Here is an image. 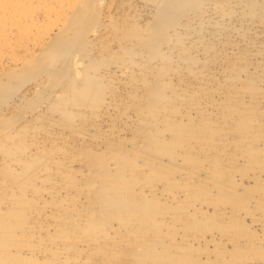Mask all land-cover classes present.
<instances>
[{"label": "bare ground", "instance_id": "1", "mask_svg": "<svg viewBox=\"0 0 264 264\" xmlns=\"http://www.w3.org/2000/svg\"><path fill=\"white\" fill-rule=\"evenodd\" d=\"M111 1L112 0H0V79L4 76L3 74L8 69H14L17 67L19 69L25 68L37 62L40 63L42 66L44 65L48 68L50 67V70H53L52 65L56 67V63L60 61L62 67H59L60 68L59 71L57 70V68L55 69L57 71L56 75L58 76L64 75L63 78H65L66 80L63 83L62 93L61 95L59 94L60 96H58L60 99L57 101L58 103L55 106V108L61 107L58 109H60L65 116L67 115V117L72 118L73 115L76 113V111H74L76 102L74 101L75 103L73 105L72 104L73 99L79 100L80 97L78 98V96H80V94L83 95L82 97H84V99L85 97L86 98L89 97L90 92L94 90L97 91L98 89H100L101 84H99V88L94 89L95 87L94 83L97 80L100 81L99 78L101 76L106 75L103 74V71L102 73L100 72L99 70L100 68L95 69L97 64L96 65L94 64L95 68L92 67L93 68L92 69L90 67L91 69H89V67L85 65L87 61L85 56L82 57L83 55H79V51L82 53L84 49L83 46H82L83 49H81L82 48L81 45L83 42L80 43L81 41L79 40H81V36L89 32V30L83 31L81 29V25L87 21L89 14L91 16L92 14L91 11H93L92 8L94 6L103 4L105 5V8L106 7L108 8ZM150 1L154 2V4L157 7L156 8L154 6L156 8L154 9L156 12L153 15L154 19L152 23L150 25L146 23V27L145 26L142 27L143 29L145 28L144 29L145 31L140 29L141 31H143L142 33L140 32V34H135L133 30L131 31V29L130 31L127 30V32H129L128 34L131 33L134 34V35L133 34L130 35V36L133 35L134 39L136 35V39L134 41L129 39L131 37L127 36L128 34L126 32V29H125L126 36L124 35L125 37L124 36L121 37L123 38V41L124 38L125 40L127 39L126 41L129 42L132 41L129 45L127 44L126 41H124L126 42L125 45L127 44V47L124 45L123 47H125L126 49L125 51L122 50L123 52L129 51L128 52L129 55L132 54L133 51L134 53L137 51V49H135V47L137 46L139 47L142 44H144V46L143 45L142 46L145 48L148 46L147 44H149L150 46V48L147 47V49H149L148 52L146 50H143L142 46L139 47L141 48L140 51L142 50L148 53L147 56L146 55H145L146 57L144 55L142 56L139 53L141 60L135 58L136 61H134L133 59L128 64H130V66L132 63L135 64L136 65L135 67L136 68L138 67L139 71L141 69L148 70V72H151L150 74L151 75L153 74L155 78L150 80V78L152 77H150L149 75L150 77L148 78V81L150 82L149 83L148 81H146L147 80L145 79L146 77L144 78L141 75L143 74L144 76H147L146 75L147 73L144 74L143 72H141L142 71L141 70L140 71L141 73L139 72L140 74H138L137 76L138 79H140V77L142 79L140 84L141 83L145 84L146 82H148V84H151V86L148 87L147 85H145L147 89L149 88L147 93L145 92L146 90L143 91L145 92L144 94H146L147 96L143 97L145 96L143 93L141 99L137 96L136 91L139 90V89L137 90V86L139 85V83H136L138 84L137 86L134 84V86H131V89L128 90L130 91L129 92L130 99L129 100L127 99L129 102H131L130 103L131 105L132 102L137 101L139 103L137 104L138 107L140 104L142 105V103L146 101L142 106L144 107L145 110L147 107L148 115L149 116L151 115L152 117L150 120L151 121L150 124L149 122L150 117H148V115L146 114V116L149 118L148 122L150 124L149 125L148 123H146L148 125L147 127L151 126L147 128V130L145 131V134H147V136L150 133L149 134L150 136H148L149 148L147 146V148L150 149L149 153L146 152L145 150V153L147 154L144 155V153H142L138 158L135 156V155H139L140 152L138 151L137 154H135L136 152L133 151L131 155H129L130 153L129 154L123 153V151L119 152L118 154H116V152L110 154L111 157L109 155L108 158L109 159L111 158L110 160L112 161L106 163L108 165L111 164V166H109L108 169H106V167L103 168L104 166L101 163H99L98 167L100 169L98 171H95L96 174L94 176L95 178L94 177L90 178V181L87 180V182H89L88 184L90 187L93 184L99 185L98 188L96 187L97 192H95L97 193V197L90 199L88 196L90 195L88 188L84 184L83 185L78 184L77 182L79 181L75 182L73 178L74 175L71 176V173L69 175L64 172V168L67 169L65 162L68 161L65 160V157L63 159L62 155H64L66 151L68 152V150L65 149V147L72 144V142H70V139L66 140L67 137H65L64 139L61 137L63 139V142L61 144L57 143L58 145H55L53 139H55V137L58 138V136H54L55 134L51 133L50 131H49L50 135L46 133V135L37 137L36 132L34 133L33 130L34 134L31 132L33 134V137L32 135L30 136V134L28 136L27 133H29V131L27 130L26 125L30 117L27 118L28 120L26 119L24 120V122L19 123V125L17 124L16 126L12 127L9 131L6 130V132H2L0 130L2 132L0 133V154H1L0 167H2L4 169L3 171L7 173L11 172L12 174V171L14 172L12 174L13 175L12 179L14 180H8L0 175V264H113L115 263V261L112 262L113 259L116 258V256L118 255L116 249L120 247L124 249L129 248L131 250L130 253L132 254V258H133L132 260H135V264H163L162 262L164 261L162 262L159 261L160 258L162 257H167V258L169 257L172 261H177L178 264H180L181 262H182L181 264L183 263L190 264V262L191 264L193 263L194 264H264V247L262 246L264 244V182L262 183L263 184L262 186H260L261 184L259 183L262 180L261 175H264V167H262L264 166V108L261 107L262 106L261 104L260 105L258 104V102L264 101V85L263 87L259 85V82L260 83H264V82L262 81V78L258 76V78L256 79L258 81L253 80L252 78L249 77L248 79L246 78V80L248 81H246L247 83H245V79H241L243 77L239 76L240 80H244L243 86H241L240 89L239 88L234 89L233 83L239 81V78L236 75V73L238 72L237 70L239 69L237 70L235 69V71H237L235 73L234 72L235 67L233 68L231 66V70L230 69H228L229 71L226 70L227 71L226 73L224 71L223 72L221 71L222 73H218V74H221L222 76V74L225 73V75L223 76L224 77L223 79H225V81L224 80L222 81L225 83L228 78L229 85L228 84L227 85L228 86L232 85L231 88L233 89L230 88L231 91L223 89L224 91H222L218 87L219 89L217 90L216 89L214 90V88H213L214 91L209 90L211 93L214 92L212 94H215V96H217L219 99L222 98L221 100L223 104L220 105L219 109L218 107L216 108L217 105L219 106V104H216L217 103L215 101L216 99L212 100V98H217V97H212L209 91L206 92L210 93L211 95L210 98L209 97L206 98L205 96H207V93L205 95L204 92L205 90H202L204 92V96H202V99H200L199 97L201 96L197 95L196 91L194 93V89H197L195 87L198 85L195 86L193 81H195V79L196 81L197 80L199 81V79H201V81L210 82V80L206 77L208 74L205 75L207 72L206 69H208L205 68V64L207 61L206 60L204 61V58L200 59L199 57L193 55L195 54L193 52H198V50H190L192 48L189 49V47L192 46L198 47V45L196 44L200 42L199 43L200 45L204 41V39L202 40L203 38L202 36H204L206 32L210 33V31L212 30L209 29V31H206L205 33H202L200 31L201 34L203 35H200L198 37L201 38L195 37L196 39L194 38L192 39L191 36L193 35L195 36L196 34H198L196 30L194 31L195 27L191 26L193 28L191 30L188 29L189 24L187 26L184 24L185 28L183 27L184 28V29L182 28L183 30L178 29L179 26H183V23L187 24V22H182V24H180L182 18L181 19L179 18L180 20L179 21L178 20L179 16L177 14H181V13L186 14L185 11L187 10V6L192 4L191 0H190L191 4L187 3L188 0H150ZM201 1L204 2V0ZM201 1L193 0V3L195 2L197 3ZM256 1L257 0H245V2L241 1L242 2L241 5H242V9L244 10V13L248 12L246 18L244 17L245 21L243 22H245L244 24L249 25V27H252L251 25L254 24L256 25L257 22L256 21L254 22L253 20L254 17L257 20H259V18L261 19L264 18V4L260 5L262 3H258L259 6L257 7ZM209 2H211V0ZM230 3L232 4V1ZM235 3L236 2H234L232 5L235 6ZM207 4L209 5V3ZM239 4L236 3V5ZM234 6L232 7L235 9ZM212 7H210L211 9L209 7L206 8L207 10L210 9V12L212 10V12L214 13L213 10L215 9L214 8L212 9ZM216 8L218 9V7ZM242 9L241 11H243ZM218 10L219 11L215 10L214 14H217L215 16L216 17L218 16L219 19H221L220 17H223L226 14L229 15V12L231 13L232 9L231 6H227L226 8H223L221 10L218 9ZM201 11L203 12V14H206V12H204L202 9ZM233 12L236 13L237 10ZM235 13L231 15L233 16ZM240 14L241 13H239V15L237 14L238 17L240 16ZM198 15L201 14L199 13ZM210 15H208L206 18H208ZM129 16L130 19L134 17L132 16L131 18V15ZM235 17L237 16L234 15V18ZM196 18L201 19L203 18V16L201 15V17L198 16ZM206 18H204L203 21H205ZM229 18H231L230 15L227 17L228 20L224 19L223 17L222 21L224 20L229 21ZM102 19H100V21L101 23L103 21V23L100 27H98V29L90 30L92 31V33L94 32L93 35H95V37L96 36L100 37L98 38L99 41H101L98 45L99 47V49H97L98 51L103 49L104 46L106 45V44H102L104 41L103 39L106 38L105 36H107L108 34H110V32H112V34L114 33L113 35L117 36L118 38L119 36L115 35V33L117 32L116 30L121 29V27L119 28L118 24L117 25L114 24L113 16L111 15V13L105 11L102 15ZM135 19L136 16L134 17V19H132V21ZM261 19L259 20L260 22ZM199 21L202 22L201 20ZM207 21L209 22V20ZM222 21L220 20L221 24ZM208 22L205 23L211 25V23ZM196 23L194 24L192 23V24L195 25ZM242 23L236 26H239L240 28V25H242ZM218 24L217 26L220 27ZM228 24H230V22ZM261 24H263L264 26V23L261 22ZM217 26L215 27L212 26V27L217 29L216 28ZM244 28L246 27L244 26ZM231 29L232 28L229 27L228 32ZM241 29L242 28H240L241 32L240 31H239L240 33L238 32L239 36H241L240 34L243 32ZM255 29L256 28H254V30ZM135 30L137 32L139 31L137 29H134V31ZM221 30L222 27L217 29L218 32H221ZM260 30L258 29L259 32H261ZM192 31L196 32V34H193ZM215 31L212 32L214 36L217 37L218 32H216L215 34ZM222 31L225 32V30ZM233 31L234 29H232L231 32ZM234 32L237 35L236 33L237 31ZM123 34L124 33L122 32V35ZM220 36L221 34L219 35V37ZM90 37L93 38V36ZM90 37H86L85 38L86 42L84 41V43L87 42L89 43L91 40L89 39L90 41H88L87 38ZM205 37L207 43L208 41L209 43L210 42L211 43L207 44L206 42H204L203 43L204 45H202L203 47L200 45L202 50L204 51L202 55L203 54L207 55V52L210 51L211 53V51L213 50V49L211 50L210 47L207 46L213 43L212 40L211 41L208 40L209 39L208 37H212V36L206 35ZM183 39H186V42L189 41L190 42L189 45L183 43L184 42ZM191 39L194 41H192ZM252 39L253 38H251L250 40ZM93 41L94 40H92V43ZM250 42L252 41H249L248 44H251ZM119 43H121V41ZM83 45L85 46V44ZM89 45L91 46V43ZM216 49H215L216 52L214 50L212 51L213 55H215L216 57L217 55H223V51H217ZM219 50H222V48L220 47ZM200 51L201 50H199V52ZM175 52H177V54H175ZM247 52H245L246 55L244 56H247ZM231 53H235V51L234 52L231 51ZM240 53L242 52L240 51ZM250 53H252V51ZM250 53L249 56L251 57L253 53L252 54ZM139 54L137 55L138 57ZM212 54L210 55V57L211 56L213 57ZM239 55L242 56V54ZM176 57H178V60H180V62L177 61ZM124 58L126 59L128 57H124ZM157 58L159 59L157 60ZM196 58L200 59L199 61L200 64L196 62L199 60ZM201 60H203L202 62L204 63H202ZM244 60H247V58H245ZM258 61L260 60H257V63L254 64L258 65ZM215 63L217 62H214L213 64ZM244 63L246 64L247 62ZM244 63L242 64L243 66ZM128 64L126 65L128 66ZM235 64H236L235 65L236 68H239L237 67V65L239 64H237V62ZM121 65L120 64L116 65L115 69L117 68V70L125 74L131 71L132 73L135 72V70L133 71L132 69H130L131 70L130 71L129 69L125 68L124 63ZM232 65L234 66V63ZM261 67L259 68L261 69ZM245 68L246 66L243 69L245 70ZM220 69H223V67ZM209 70L210 67L208 71ZM212 70L213 69H211V71ZM259 70L256 72L258 73ZM256 72L255 75L252 76L256 77ZM132 73L128 74V77L130 78V80L128 79V83H131L130 81L137 82L136 81L137 78L135 79L136 76L133 77ZM248 74L247 77L252 73L249 75ZM259 75H261V73ZM225 76L227 78H225ZM173 77H175L176 79ZM123 78L122 80H127ZM172 78L177 81L175 84L176 86L172 84L173 83V81H171ZM202 78L205 79L203 80ZM209 78H211V75ZM215 79L217 78H213L214 81ZM79 80H81V82H79ZM218 80L219 78L217 79L218 83L216 84L214 83L216 86L220 85ZM77 81L79 82V84L76 83ZM196 81L195 83H197ZM222 81L220 83H222ZM38 83L39 85L40 84L42 85V82L41 83L38 82ZM125 84H127V82H125ZM125 84H123L124 87L126 86ZM203 85L204 84L199 86L202 87ZM213 85L210 84L208 88L212 87ZM106 86L109 87L110 84ZM167 86L168 87L170 86L169 89ZM134 87L136 88V91ZM165 87H167L166 89H168L167 92L164 91ZM122 90L123 89H121V91ZM126 90L127 89H125L124 91ZM74 91H76V93ZM202 91L199 92L202 93ZM98 92L100 91L98 90ZM101 93H97L100 95V98L97 95L98 96L97 99L98 98L101 99ZM137 93L141 94L140 91ZM192 93H194V95L196 94L199 97H197L196 99V96H193ZM127 94H125L124 96H127ZM185 96H187V98ZM191 96H193L192 98L194 97L195 98L194 99L189 98L190 100H188V97ZM246 97L248 98L247 102L244 101L245 100L244 98ZM108 98L106 102L109 100ZM115 98L117 99V97ZM134 99L136 100L133 101ZM175 99L176 101L178 100L179 101L175 102ZM195 99L197 100V102L194 101ZM111 100L113 101L114 97ZM198 100L200 102H198ZM104 101L102 100V102ZM68 102H70L69 104H71L74 107L73 109L67 107L69 105V104L67 105ZM79 102L81 103V100ZM137 102L134 103L135 104L134 106H137L136 105ZM111 103L107 105L112 106ZM116 103H114L113 104L114 106L112 107V108L115 107L114 108L115 110L117 108L116 107L117 105L115 106ZM65 104L67 106H64ZM128 104H126L127 107L128 106L131 107ZM125 106L124 109L126 111ZM106 109L109 115L110 111L108 110L107 107ZM137 109H136V113L138 112ZM78 110L80 109L78 108ZM177 110H179V115L176 114ZM125 111H123V114ZM193 112L196 115L198 114L199 118H201L200 121L199 119L197 121L193 120L192 118L194 116ZM202 112L206 114L205 116V114L203 113L204 114L203 116L205 117H201L200 114H202ZM1 113H3V111ZM113 113L115 112L113 111ZM144 113L147 112H143L142 117L144 116ZM174 114L175 116H177L176 117L177 119L175 118ZM208 115L209 117L210 116L211 117L208 118ZM139 116H140L139 119L137 118L138 121L141 120L140 119L141 115L139 114ZM173 116L174 118H172ZM178 116L180 117L178 118ZM215 116H217V119L215 118ZM213 117L217 120V122L215 119H213V122L214 120L215 122L210 123L212 121L211 118ZM183 118H185V120H183ZM82 119L83 118H81V121ZM146 119L144 116V119H142L143 122ZM33 120L34 119H32L31 122H33ZM39 121H40V117H39ZM9 123L11 124V122ZM146 124L144 123L143 125ZM109 130L113 131L111 130V128H109ZM166 130L167 132L169 131L170 133L168 136L164 132ZM147 131L148 133H146ZM51 134L54 136V138L53 136L50 137ZM143 135L144 134H142L141 140L143 139V137H146ZM183 135L185 137H183V140H181L182 142H184L187 135H188L187 137L190 138V139L188 138L190 141L183 143L184 145L187 144L188 142H193L198 144L197 148L196 147L194 148V145L190 147V145H192L193 143L190 145L188 143L187 145H185V149L186 146H189V148H191L190 150L193 151L197 150L201 152V150H203L201 152L203 155L200 152H197L198 156L199 153L201 154V159L202 156H204L203 160L204 158L205 160H207L204 154L207 152L208 148L210 150H214L213 153H215V155L216 152L219 153L220 158L215 156L216 158L214 159L213 158L214 155L210 156L208 153H206L208 154L207 157L208 158L212 157L210 158V160L214 159V161L213 160L210 161L208 159L207 160L208 162L207 161L206 163L203 162L205 164V168H204L203 163L200 165L197 164L196 160L199 159L197 158L194 159L196 156L192 157L193 154L191 155V157L196 162L193 161L192 159H191L192 161L189 160L190 159L189 156L187 157V155H184V157L189 158L188 160L191 163L189 162L188 163L189 165H187L186 168H182V169L179 168L176 171L177 173H175L172 176L170 175L167 176V174L165 173V176L163 178L164 180L162 179L161 182H158L159 184L154 180L137 181V179L140 177L142 178V176L144 179L146 178L147 175L150 174L153 175L157 171L158 173L161 172L162 169L160 168V165L161 163L164 162L159 163L160 160L159 157H161L162 154L165 155V157L166 155H170L171 158H173L172 154L175 153L176 151L170 154L169 148L173 146L172 144H174V147H178L180 145L177 144L178 146H175V142L171 140L174 139L176 143L177 142L179 143L180 141L179 136L182 139ZM169 137L170 138L172 137L171 140ZM29 138L35 139V140L30 139L32 143L35 141V145H32V147L34 146L33 149H27V146H30V144L29 145L27 144V140ZM168 138L170 142L173 143L168 144L169 142L168 143L166 142ZM25 139L27 140L24 141ZM145 140H147V137L145 138ZM164 142H166L169 146L170 145L172 146L164 149L165 145L162 146ZM181 148L179 147L180 150ZM179 149L177 148L178 152L180 151ZM182 149L184 151L183 150L181 151H183L184 153L181 152V154H185L187 150L185 151L184 148ZM204 151L206 152L204 153ZM133 153L135 155H132ZM181 154H179V156ZM66 155L69 154L67 153ZM106 155H107L106 153L105 155L103 154L102 159L104 158L106 159L107 157ZM69 156H73V155H69ZM69 156H67L68 157L67 159H69ZM239 159L241 161L243 160L245 163L243 164L242 168H237L233 164L234 163L233 161L236 160L238 161ZM136 160H138L137 162H139L140 160L142 163H144L142 171L141 168H139L140 165H138ZM252 165L258 166V168H253ZM96 166L97 165H95V168ZM197 169L203 171L205 170L203 172L206 173V175L204 174L205 177L203 176V178L205 179H200V177H198L197 174H195L194 170ZM2 177L5 178L6 180L3 179ZM245 177L252 179L251 181H254V184H256V186L258 185L256 188L262 190L257 191L258 194L257 193L247 194L248 196L250 195L249 197L240 194L238 191H237L238 194L233 195L232 193L234 190L233 188L234 186H236L234 185V183L241 184V186L243 185L246 187L248 186V188H250L249 185H246V183L242 185L243 182L239 181L240 179H243ZM247 178H245L246 181ZM175 180L181 182V184L184 185V188L181 189L179 187L180 189L178 191L171 192L173 191V189L170 185L175 183L174 182ZM138 182L141 183L138 184ZM188 185L189 188H187ZM237 187H239V185H237ZM177 188L178 187H176V189ZM206 191L209 193H212L213 191H218L220 192V196L222 195V198L220 199L219 197L216 198L215 202H213L212 200L213 204H211L212 203L211 202L210 203L211 206L209 203H207L208 201L206 200H205L206 204H204L202 201L199 200L197 201L196 198L199 195H203L202 193L204 192L206 193ZM226 191L231 192L229 194L230 197L224 194V192ZM179 195H184L185 197L183 196V199H181L182 197L180 198ZM213 195H215V192L214 194H212V196ZM154 201L163 202L168 206V208L166 209L164 208L163 211L154 210L155 208L153 207ZM247 204L249 206H247ZM245 216L249 218V221L251 223H255V225H258L260 227L259 232L252 230L250 226L245 223V221L243 220L245 219ZM182 217L184 218L186 217L185 221L188 224L187 223L185 224L183 220V225L179 226L178 228L175 225H178V222L182 220ZM214 219L215 221L216 219H220L219 224L217 222L216 226L210 228H207L206 227L207 225H205L206 228L204 227L201 231H199V233L197 232L198 230L197 231L195 230L197 226L196 224H199L206 220L213 221ZM189 230H193V231L195 230L196 232ZM227 245H229L231 248L226 250L225 246ZM247 246H249L250 248H248ZM209 247H211V249H209ZM243 247L245 248V250L243 249ZM198 249H201L202 251H199ZM165 260L171 261L168 259Z\"/></svg>", "mask_w": 264, "mask_h": 264}, {"label": "rangeland", "instance_id": "2", "mask_svg": "<svg viewBox=\"0 0 264 264\" xmlns=\"http://www.w3.org/2000/svg\"><path fill=\"white\" fill-rule=\"evenodd\" d=\"M192 1V4H191V2H190V0H188V2L187 3H189V4H191V5H188L187 6V10L185 11L186 12V14L185 13H181V14H177L179 17H178V20H179V18L181 19V21H180V24H182V22H187V24L186 23H183V26H179L178 27V29L180 30H183L185 27H184V24L187 26L188 24H189V26H188V29H193L192 27H195L194 28V31L196 30L197 31V33L199 34H196V32H194V31H192L193 32V34H196L195 36L193 35V36H191V38L193 39H196L195 37H198V36H200V35H203V34H201V32L202 33H205L206 31H209V29H211L213 32L215 31V34H216V32H218V31H220V30H218L217 31V29L218 28H221L222 27V30H225V32L224 31H222L221 30V32H218V34H217V37L216 36H214V34H213V32L212 31H210V33L209 32H206L205 34H204V36H202L203 38H202V40L204 39V41L200 44L201 46L202 45H204L203 43L204 42H206L207 43V41H206V35H211L212 37H208L209 39L208 40H212V44L211 45H207L208 43H209V41H208V43L206 44L207 46H209L210 47V49L212 50H214L215 51V49L216 48H218V49H216L217 51H223V55H217V57H218V59H217V57L215 56V55H213L212 53V51H211V53H210V51L209 52H207V55H202V53H204V51L202 50V48H201V46L199 45V43L198 44H196V45H198V47L197 46H192V47H189V49L190 48H192V49H190V50H198V52H193V53H195V54H193V55H195L196 57H199L200 59H203L204 58V61L206 60L207 62H206V64H205V68H208L209 69V67H210V70L209 71H211V69H213L211 72H209L208 71V69H206V74L205 75H207L206 77L210 80V82H204V81H201V79H199V78H197V79H199V81L197 80L196 81V79H195V81L198 83V82H200V83H195V81H193L194 82V84H195V86L196 85H202V84H204L202 87H198V86H196L195 88H197V89H194V93H195V91H196V94L197 95H200L201 97H199V96H197L196 94L194 95V93H192L193 94V96H196V99H197V97H199L200 99H202V96H204V92H205V95H206V91H214L215 89L217 90V89H219L220 88V90H222V91H224L223 89H225V90H228V91H231V89H237V88H239L240 89V87L241 86H243V83H244V80H240V78H239V76L241 77H243V78H241V79H245V83H247L246 81H248V80H246V78L248 79L249 77L250 78H252L253 80H256L257 78H258V76L260 77V78H262V81L264 82V46H262V45H264V26H263V24H261V22L262 23H264V18L263 19H261V18H259V20L261 19V22L259 21V20H257L255 17L253 18V20H254V22L256 21L257 23H256V25L254 24V23H252V24H254V25H251L252 27H249V25H247V24H244L245 22H243V21H245L244 20V17L246 18V16L248 15L247 13L248 12H246V13H244V10L242 9V2H245V0H211V2H209L210 0H208V2H207V0L205 1L204 0V2H202L201 0V2H195V3H193V0H191ZM196 1V0H195ZM218 2V4H217V2ZM226 1V2H225ZM232 1V4L234 3V2H236L237 4H239V5H236V3H235V6L234 5H232L230 2ZM242 1V2H241ZM206 2V3H205ZM229 2V3H228ZM257 2V7L259 6V4L258 3H262V4H260V5H263L264 3V1H262V0H260V1H256ZM207 3H209V5L207 4ZM211 3H213V4H211ZM222 3V4H221ZM104 4H105V2H104ZM196 4V5H195ZM198 4V5H197ZM201 6H200V5ZM204 6H203V5ZM206 4V5H205ZM221 6H220V5ZM227 4V5H226ZM102 5V6H101ZM101 5H96V6H94L93 8H92V10L93 11H91V16H90V14H89V16H88V18H87V21L84 23V24H82L81 25V29L83 30V31H88L89 30V34L87 33V34H85V35H83V36H81V40H79V41H81L80 43H82V45H81V47L83 46L84 47V49H83V47L81 48V49H83V51H85V52H83L82 50V53L79 51V55H83L82 57H84L85 56V58H86V60L88 61H86V63H85V65L87 66V67H89V69H91L92 67H94L95 68V65L97 64V66H96V68L95 69H99L100 70V72L102 73V71H103V74H106V75H104V76H101L99 79H100V81L99 80H97L98 82H100V83H98L97 81L94 83L95 84V87H94V89H96V88H99V84H101V86H100V89H98L100 92H98V90L97 91H95L96 92V94H95V92L94 91H92V92H90V96L89 97H85V99H84V97H82L83 95L82 94H80V96H78V98H79V100L78 99H73V102H72V104L74 105V103H75V108L71 105V104H69L70 102H68L67 103V105L65 104L64 106H67V107H69V108H74V111H76V113L73 115V119L72 118H70V117H67V115L65 116L64 115V113H62V111L60 110V109H58V108H61V107H56L55 108V106L57 105V101L60 99L58 96H60L61 95V93H62V86H63V83L65 82V78H63V76H58V75H56L57 74V71L55 70L56 68H57V70L59 71L60 70V68L59 67H62V65H61V62L59 63V62H57L56 63V67L54 66V65H52V69L53 70H50V67L48 68V67H46V66H42L40 63H37V62H35V63H33V64H31L30 66H27V67H25V68H14V69H8L3 75V77L0 79V114H2V115H0V130L2 131V132H6V130L7 131H9L12 127H14V126H16L17 124L19 125V123H21V122H24V120H26L27 118H29L30 117V119L32 118V119H34L33 120V122H31L32 121V119L30 120H28V122H27V130L29 131V133H27V135L29 136V134H30V136L32 135V137H33V134L36 132V135H37V137H39V136H42V135H46V133L47 134H49V131L51 132V133H53V134H55L54 136H58V138L57 137H55V139H53L54 138V136L51 134V136L50 137H52L53 136V142H54V144L55 145H58V144H61L62 142H63V139L65 138V137H67V139L66 140H69L70 139V142H72V144H70L69 146H67V147H65V149H67L68 150V152L66 151L65 153L67 154H69V155H73V156H69V155H66L65 153H64V155H62V157H63V159H64V157H65V160H67L68 162H65L66 163V167H67V169H69V170H67L66 168H64V172L65 173H67V174H69L70 175V173H71V176L72 175H74L73 176V178H74V181L75 182H77V181H79V182H77L78 184H84L87 188H88V190H89V194L91 195H88L89 196V198L90 199H93V198H95V197H97V193H95V192H97V188L99 187V185L98 184H93L91 187L89 186V182H87V180L88 181H90V178H93L96 174H95V171H98L100 168L98 167V165H99V163H101L104 167L103 168H105L106 167V169H108V167L109 166H111V164H107L106 162H109V161H112V160H110L109 158H108V156L110 155V154H112V153H115L116 152V154H118L119 152H122L123 151V153H126V154H129V155H131V153L133 152V151H135L136 153L135 154H137L138 152H140L139 153V155H135L134 153L132 154V155H135L137 158L142 154V153H144V155H146L147 153H145V150H146V152H148L149 153V151H150V149H148L149 148V137L148 136H150L149 134H148V136H147V134H145V131L147 130V128H149V127H151V126H149V127H147L148 125L146 124V123H148L149 124V122H150V124H151V115L149 116L148 115V111H147V107H146V110L144 109V107L142 106V105H144V103L146 102L145 100V102H143L142 103V105L140 106L139 105V107H138V105L137 104H139L137 101H135L136 99H138V98H136V99H134L133 101H135V102H137L136 103V105L137 106H134L135 104V102H132V105L130 104L131 102H129L128 100L130 99V91H128L129 89H131V86H134V84L137 86L138 84H136V83H139V85L137 86V90L138 91H136V86L134 87L135 88V91H136V94H137V96L141 99L142 97L141 96H143V94L146 92L147 93V91H148V89H147V87L148 86H151V84H148V78H150V77H152V78H150V80L151 79H153V78H155L154 76H153V74L151 75L150 73L151 72H148V70H144V69H141V68H139V69H141L140 71L141 72H143L144 74L145 73H147L146 75L148 76H144L143 74H141L145 79H147L146 81H148V82H146L145 84H143V83H141L140 84V82H141V75L139 76L140 77V79H138V74H140L141 72L138 70V67L136 68L135 66V64H131V66H130V64H128V63H130V61L131 60H133L134 59V61H136V59L138 58V60H141V58H140V54L143 56H147V52H148V50L149 49H147V47H149L150 48V46H149V44H147L146 46V48L145 47H143L144 46V44H142V45H140L139 47H141L142 46V49L143 50H146L145 52L144 51H140V49L141 48H139L138 46L137 47H135V49H137V51L134 53V51L132 52V54H128V52L129 51H127V52H123V51H125V47H123L124 45H125V43L127 42V44L129 45L132 41H134L135 39H136V35H135V39H134V37H133V33H131V34H133L132 36H130L131 34H128L129 32H127V30L128 31H130V29H131V31L133 30V32L135 33V34H140V32L142 33L143 31H145L142 27H146V23L148 24V25H150L151 23H152V21H153V19H154V13L156 12L154 9H156L157 7H156V5L154 4V2H152V1H150V0H112L111 1V3H110V5H109V7L107 8H105V5H103V4H101ZM218 5V6H217ZM225 7H224V6ZM153 6V7H152ZM156 8H155V7ZM212 6H214V7H212ZM218 7V9H223V8H226L227 6H231V9L233 10V11H236L237 10V12L235 13V12H233L232 10H231V13L229 12V15H230V17L232 18V20H231V18H229V21H226V20H228L227 19V17L229 16L228 14H224L225 16H223L224 17V19H226V20H224V21H222V18L223 17H220L221 19H219V17L217 16H215V15H217V14H214L215 13V10L216 11H219L216 7ZM232 6H234L235 7V9L232 7ZM237 6V7H236ZM256 6H255V8H256ZM97 9H96V8ZM197 7V8H196ZM204 7H205V9H204ZM209 7H212V9L214 8L215 10H213L214 11V13L212 12V10H211V12H210V9H208L207 10V8ZM238 7H240L243 11H241V9L240 8H238ZM95 8V9H94ZM200 8V9H199ZM201 9L204 11V12H206V14H207V12L209 11L210 12V14H209V12H208V14L206 15V14H203V12L201 11ZM201 12H200V11ZM207 10V11H206ZM105 11H107V12H109V13H111V15L113 16V22H114V24H118V26H119V28L121 27V29L118 31V30H116L117 32L115 33V35H118L119 37V39L117 38V36H114L113 34H112V32H110V34H108L107 36H105L106 38L105 39H103L104 41H103V43L102 44H106L105 46L104 45H102V46H104V48L103 49H101L100 51L102 52H100V51H98L97 49H99V47H98V45H99V43L101 42V41H99V39L98 38H100V37H98V36H96L97 37V39H96V37H95V35H93V33H92V31H90V30H92V29H98V27H100L101 25H102V23H103V21H102V23H101V21H100V19H102V15H103V13L105 12ZM240 11V12H239ZM192 12H193V14H192ZM235 13L234 15L235 16H237V17H235L234 18V15L232 16L231 14H233V13ZM243 12V13H242ZM138 13V14H137ZM195 13V14H194ZM201 14L202 16H203V18H201V19H198V18H196V17H198V16H200L201 17V15H198V14ZM239 13H241L240 14V16L238 17V15H239ZM213 14H214V16H213ZM238 14V15H237ZM129 15H131V18H132V16H136V19L135 20H133L132 21V19H134V17L132 18V19H130V16ZM180 15H183V16H180ZM189 15V16H188ZM206 15V16H205ZM208 15H210L208 18H211V19H208V18H206ZM205 16V17H204ZM184 17V18H183ZM226 17V18H225ZM240 17H241V19H240ZM243 17V18H242ZM128 18V19H127ZM188 18V19H187ZM204 18H206V20L205 21H203L204 20ZM212 18H213V20H212ZM216 18V19H215ZM198 19V20H197ZM238 21H236V20ZM103 20V19H102ZM196 20V21H195ZM199 20H201L202 22H200ZM207 20H209V22L211 23V25L212 26H217V24L218 23H220V20L222 21V24L220 23V24H218L220 27H216L217 29H215L214 27H212L211 25H209V24H206L208 21ZM215 20V21H214ZM219 20V21H218ZM236 21V23H235V21ZM252 20V21H253ZM135 21V22H134ZM190 21H192V22H190ZM195 21V22H194ZM226 21V22H225ZM231 21H232V23H231ZM233 21H234V23H233ZM239 21H240V23H239ZM258 21H259V23H258ZM197 22V23H196ZM199 22H200V24H199ZM206 22V23H205ZM208 22V23H209ZM212 22H213V24H212ZM225 22V23H224ZM230 22V24H228ZM243 22V23H242ZM132 23V24H131ZM194 23H196L195 25H193ZM201 23H202V25H201ZM205 23V24H204ZM214 23H216V24H214ZM242 23V25H240V28H242L241 30L243 31L240 35L242 36H239L238 34L241 32L240 31V28H239V26H236V25H238V24H241ZM198 24V25H197ZM204 24V25H203ZM233 24H234V26H233ZM261 24V25H260ZM201 25V26H200ZM208 25V26H207ZM246 27V28H244V26ZM247 25V26H246ZM262 27V29H261V27ZM137 28H136V27ZM192 26V27H191ZM203 26V27H202ZM205 26V27H204ZM207 26V27H206ZM210 26V27H209ZM184 27V28H183ZM199 27H202V28H199ZM209 27V28H208ZM229 27L230 28H232V29H234V31H237L236 33H237V35L235 34V32L233 31V32H231L232 31V29L228 32V29H229ZM249 27V28H248ZM183 28V29H182ZM187 28V27H186ZM198 28V29H197ZM223 28H225V29H223ZM238 28V29H237ZM252 30H251V29ZM254 28H256L255 30H254ZM125 29H126V32H127V36H129V37H131V38H133V39H131V38H129L130 40H132L131 42H129V41H126L125 40V38H124V41H126V42H124L123 41V38H121V37H123L124 35L126 36V33H125ZM134 29H137V30H139L138 32L135 30L134 31ZM143 30V31H141V30ZM206 29V30H205ZM215 29V30H214ZM227 29V30H226ZM237 29V30H236ZM250 29V30H249ZM258 29L261 31V32H259L258 31ZM198 30H199V32H198ZM203 30H205V31H203ZM256 31V32H254V31ZM201 31V32H200ZM240 31V32H239ZM244 31H247V32H244ZM122 32L124 33L123 35H122ZM224 32V33H223ZM239 32V33H238ZM249 32V33H248ZM263 32V33H262ZM207 33H209V34H207ZM232 33V34H231ZM244 33V34H243ZM248 33V34H247ZM259 33V34H258ZM91 34V35H90ZM213 34V35H212ZM221 34V36L219 37V35ZM223 34H225V35H223ZM235 34V35H234ZM244 36H243V35ZM245 34H246V36H245ZM253 34V35H252ZM258 34V35H257ZM87 35V36H86ZM88 35H90V36H93V38L92 37H90V36H88ZM124 36V37H125ZM235 36V37H234ZM261 38H260V37ZM83 37V38H82ZM86 37H90V38H87L88 39V41H90L89 43L87 42V43H84V41H85V38ZM104 37V36H103ZM111 37V38H110ZM214 37H216V38H214ZM230 37V38H229ZM234 37V38H233ZM239 37V38H238ZM242 39H241V38ZM244 37V38H243ZM263 37V38H262ZM113 38V39H112ZM118 39V40H116V39ZM198 38H201V37H198ZM224 38V39H223ZM232 38V39H231ZM251 38H253L252 40H250ZM255 38V39H254ZM259 40H258V39ZM83 39V40H82ZM86 39V40H87ZM90 39V40H89ZM109 39V40H108ZM120 39H122V40H120ZM128 39V40H129ZM191 39V40H192ZM217 39H219V40H217ZM237 41H236V40ZM239 39V40H238ZM92 40H94L93 41V43H92ZM97 42H96V41ZM113 40V41H112ZM184 40V42L183 43H185V44H187V45H189V41H188V39H187V41L188 42H186V39H183ZM190 40V41H191ZM221 40V41H220ZM226 40V41H225ZM245 40V41H244ZM252 41V42H250L251 44H248V42L249 41ZM118 41V42H117ZM121 41V43H119ZM192 41H194V40H192ZM224 41V42H223ZM236 41V42H235ZM248 41V42H247ZM253 41H254V43H253ZM258 41V42H257ZM86 42V41H85ZM106 42H109V43H106ZM123 42H124V44H123ZM217 42H219V43H217ZM91 43V46L89 45ZM192 43V42H191ZM211 43V42H210ZM209 43V44H210ZM253 43V44H252ZM83 44H85V46L83 45ZM118 44V45H117ZM119 44H121V45H119ZM127 44L125 45L126 47H127ZM222 44V45H221ZM114 45V46H113ZM191 45V44H190ZM246 45V46H245ZM249 45V46H248ZM254 45V46H253ZM95 46H97V47H95ZM257 46V47H256ZM196 49H195V48ZM201 49H200V48ZM203 47V46H202ZM212 47V48H211ZM220 47L222 48V50H219L220 49ZM229 47V48H228ZM238 47V48H237ZM96 48V49H95ZM124 48V49H123ZM139 48V49H138ZM145 48V49H144ZM198 48V49H197ZM225 48V49H224ZM236 48V49H235ZM253 48H255V49H253ZM224 49V50H223ZM229 49V50H228ZM239 49V50H238ZM241 49V50H240ZM123 50V51H122ZM138 50H139V52H138ZM199 50H201L200 52H199ZM231 51H235V53H231ZM240 51L242 52V53H240ZM251 52L252 51V53H250V54H252L253 55V57H252V55H251V57L249 56V53L247 52V56H244V55H246V53L245 52ZM98 52V53H97ZM131 52V51H130ZM142 52V53H141ZM216 52V51H215ZM214 52V53H215ZM239 52V53H238ZM101 53V54H100ZM136 55V57H135V55ZM139 54V57L137 56L138 54ZM144 53V54H143ZM201 53V54H200ZM238 53V54H237ZM255 53H257V54H255ZM122 56H121V55ZM175 54H177V52H175ZM197 54V55H196ZM209 54V55H208ZM213 55V57L211 56L210 57V55ZM239 54H242V56H240ZM103 55V56H102ZM125 55V56H124ZM127 55H129L130 56V58H129V56H127ZM132 55H134V56H132ZM200 55V56H199ZM229 55V56H228ZM254 55H255V57H254ZM257 55H260V56H257ZM118 56V57H117ZM141 56V57H142ZM145 56V57H146ZM237 56V57H236ZM124 57H128V58H126L127 59V61H126V59L124 58ZM132 57H134V58H132ZM208 57V58H207ZM216 57V58H215ZM230 57V58H229ZM243 57V58H242ZM249 57H250V59H249ZM260 57V58H259ZM262 57V58H261ZM136 58V59H135ZM199 58H196V59H199ZM209 59V60H207V59ZM240 58H241V61H240ZM245 58H247V60H244ZM258 58V59H257ZM107 59V60H106ZM123 59V60H122ZM159 58H157V60H158ZM176 59H177V61H179L180 62V60H178V57H176ZM200 59L198 60V61H196L197 63H199L200 64ZM215 59H216V61H215ZM236 59H237V61H236ZM254 59V60H253ZM119 60V61H118ZM156 60V59H155ZM211 60V61H210ZM232 60V61H231ZM242 60H243V62H242ZM249 60V61H248ZM256 60V61H255ZM257 60H260V61H258V65L257 64H254V63H257ZM122 61V62H121ZM203 60H201V62H202ZM209 61H210V63H209ZM237 62V64H239V65H237V67H239V68H236V62ZM239 61V62H238ZM252 61V62H251ZM114 62V63H113ZM126 62V63H125ZM214 62H217V63H215V64H213ZM234 63V66L232 65L233 63ZM241 62V63H240ZM244 62H247L246 64L244 63ZM263 62V63H262ZM124 63V67L125 68H127V69H132L133 71L135 70V72L134 73H132V71L131 72H128V71H126V72H128L127 74H125V73H121L119 70H117V68L115 69V67H116V65H121V64H123ZM202 63H204V62H202ZM201 63V64H202ZM244 63V66L242 65ZM250 63V64H249ZM259 63H260V66H259ZM60 66H59V65ZM84 64V63H83ZM89 64H91V65H89ZM95 64V65H94ZM126 64H128V66L126 65ZM209 64V65H208ZM229 64V65H228ZM241 64V65H240ZM249 64V65H248ZM255 66H254V65ZM94 65V66H93ZM113 65V66H112ZM209 66V67H207V66ZM213 65V66H212ZM215 65V66H214ZM261 65H262V67H261ZM58 66V67H57ZM104 66V67H103ZM122 66V65H121ZM231 66L234 68V72L236 73L237 71V73H239V74H237L236 73V75L238 76V78H239V81L238 82H236V83H233V88H231V86H228L229 84H228V78L225 76V78H227V80H226V84L222 81V80H224L225 81V79H223L224 77V75H225V73L227 72V71H229L228 69H230L231 70ZM242 66V67H241ZM246 66V68H245V70L243 69L244 67ZM258 68H257V67ZM55 67V68H54ZM91 67V68H90ZM129 67H132V68H129ZM223 67V69H225V70H223V69H220V68H222ZM255 67V68H254ZM259 67H261V69L259 68ZM59 68V69H58ZM108 68V69H107ZM135 68V69H134ZM93 69V68H92ZM113 69H114V71H113ZM215 69H216V71H215ZM220 69V70H219ZM235 69L237 70V69H239V70H237V71H235ZM241 69V70H240ZM260 69V70H259ZM109 72H108V71ZM144 70V71H143ZM219 70V71H218ZM227 70V71H226ZM243 70V71H242ZM254 72H253V71ZM259 70V72L261 73V75H259L256 71H258ZM120 72V74H119V72ZM146 71V72H145ZM224 71L225 73L224 74H222V76H221V74H218V73H222V72ZM106 72V73H105ZM112 72V73H111ZM116 72V73H115ZM140 72V73H139ZM209 72V73H208ZM213 72H214V74H215V76H214V74H213ZM255 72H256V77L255 76H252V75H255ZM132 73V75H133V77L134 76H136L135 77V79H136V81L137 82H135V81H130L131 83H128V79L130 80V78L128 77V74H131ZM149 73V74H148ZM211 73V74H210ZM246 73V74H245ZM251 74V75H249V74ZM110 74V75H109ZM135 74V75H134ZM212 74H213V76H212ZM247 74L249 75L248 77H247ZM112 75V76H111ZM125 75V76H124ZM149 75H150V77H149ZM210 75H211V78H209L210 77ZM120 76V77H119ZM131 76V75H130ZM209 76V77H208ZM124 77V78H123ZM219 78V84L221 85V84H223V85H215L216 83H218L217 82V79H215V81L213 80V78ZM220 77H221V79H220ZM113 78V79H112ZM122 78L123 79H127V80H122ZM173 78H175V77H173ZM172 78V80L171 81H173V83L172 84H176V78L175 79H173ZM105 79V80H104ZM203 79V78H202ZM205 79V78H204ZM203 79V80H204ZM207 79V80H208ZM115 80H116V82H115ZM118 80V81H117ZM121 80V81H120ZM206 80V81H207ZM103 81H105V82H103ZM107 81V82H106ZM127 82V84H125V82ZM174 81H175V83H174ZM222 81V83H220ZM256 81H258V80H256ZM261 81V82H262ZM38 82H42V85L40 84L39 85V83ZM79 82H81V80H79ZM79 82L77 81L76 83H78L79 84ZM122 82V83H121ZM204 82V83H203ZM37 83H38V85H37ZM96 83H98V84H96ZM150 83V82H149ZM206 83V84H205ZM207 83H210L211 85H213L214 83V85L212 86V87H210V88H208L209 86H210V84H207ZM213 83V84H212ZM231 83V82H230ZM241 83V84H240ZM110 84V88L108 87V86H106V85H109ZM123 84H125L126 86L127 85H129V86H125L124 87V85ZM132 84V85H131ZM228 84V85H227ZM239 84V85H238ZM98 87H97V86ZM104 85V86H103ZM123 87H122V86ZM145 85H147V87L145 86ZM207 87H206V86ZM259 85L260 86H262L263 87V85H264V83H260L259 82ZM106 86V87H105ZM162 86V85H161ZM160 86V87H161ZM176 86V85H175ZM205 86V87H204ZM215 86V87H214ZM224 86V87H223ZM228 86V87H227ZM237 86H239V87H237ZM101 87H103V88H101ZM113 87V88H112ZM121 87V88H120ZM130 87V88H129ZM139 87V88H138ZM168 87V86H167ZM167 87H165V89L167 88ZM170 87V86H169ZM169 87H168V89H169ZM219 87V88H218ZM261 87V88H262ZM105 88H106V91H105ZM112 88V89H111ZM118 88V89H117ZM127 89L126 91H124L125 89ZM146 88V89H145ZM162 88V87H161ZM201 90H200V89ZM205 88V89H204ZM208 88V89H207ZM213 88H214V90H213ZM231 88V89H230ZM121 89H123L122 91H121ZM142 91H141V90ZM144 89V90H143ZM164 89V88H163ZM164 89V91L165 92H167V90L168 89H166L165 90ZM207 89V90H206ZM260 89V88H259ZM70 90H72V89H70ZM110 90V91H109ZM113 90H115V91H113ZM146 90V91H145ZM198 90V91H197ZM202 90H205L204 92L202 91ZM101 91H102V93H101ZM113 91V92H112ZM117 91V92H116ZM123 91H124V93H123ZM141 92V94L140 93H137V92ZM143 91H145V92H143ZM199 91H202V93H203V95H202V93L201 92H199ZM209 91V92H210ZM75 93H76V91H74ZM106 92V93H105ZM109 92V93H108ZM126 92V93H125ZM127 92H128V94H127ZM94 95H93V94ZM97 93H101V99L104 101V102H102V100L101 99H99L100 98V95L99 94H97ZM211 93V92H210ZM210 93H207V96H205L206 98L207 97H209L210 98V96L212 95V97H217V96H215V94H212V93H214V92H212L211 93V95H210ZM60 94V95H59ZM113 94V95H112ZM125 94H127V96H124ZM209 94V95H208ZM92 95V96H91ZM96 95V96H95ZM99 96V98L97 99V97ZM106 95V96H105ZM107 95H108V97H107ZM110 95V96H109ZM117 95V96H116ZM145 96H143V97H146L147 95L146 94H144ZM119 96V97H118ZM129 96V97H128ZM187 96H190V95H187ZM187 96H185L186 98H187ZM193 96H191V97H188V100H190L189 98H191V99H194V98H192ZM57 97V98H56ZM104 97V98H103ZM114 97V102L111 100L112 98ZM115 97H117V99L115 98ZM204 97V98H205ZM51 98V99H50ZM90 98V99H89ZM106 98V99H105ZM107 98L109 99L108 101H110V102H106V100H107ZM204 98H203V100H204ZM128 99V100H127ZM131 99H132V97H131ZM194 100L195 102H197V100ZM199 99V100H200ZM214 99H216L215 101L217 102L216 104H219V106L217 105L216 106V108L218 107V109H219V107H220V105L221 104H223V102H222V98H212V100H214ZM218 99H219V101H218ZM245 100V102H247L248 101V98L246 97V98H244ZM81 100V103L79 102ZM87 100V101H86ZM178 100V99H177ZM198 100V102H200ZM205 100H207V99H205ZM208 100H211V99H208ZM75 101V102H74ZM97 101V102H96ZM116 101H117V103H116ZM128 101V102H127ZM130 101H132V100H130ZM179 101V100H178ZM178 101H176V99H175V102H178ZM215 101H213V102H215ZM85 102V103H84ZM102 102V103H101ZM112 102V103H111ZM121 102V103H120ZM220 102H222V103H220ZM56 103V104H55ZM78 103H80V104H78ZM88 103V104H87ZM112 104V106L110 107V106H108L107 104ZM114 103H116L115 104V106L117 107L116 108V110L114 109V108H112L114 105ZM120 103V104H119ZM129 103V104H128ZM253 103V102H252ZM121 104H123V105H121ZM126 104H128V105H130L131 107H127V105L125 106ZM178 104V103H177ZM247 104V103H246ZM255 104V103H254ZM258 104L260 105H262L261 107L262 108H264V101H261V102H258ZM79 106V107H78ZM124 106H125V108H126V111H125V109H124ZM52 107V108H51ZM80 109V110H78V108ZM91 107V108H90ZM104 107V108H103ZM106 107L108 108V110L110 111L109 112V115H108V111H107V109H106ZM119 107V108H118ZM121 107V108H120ZM138 109H137V108ZM76 108H77V110H76ZM87 108V109H86ZM94 108H96V109H94ZM99 108V109H98ZM112 108V109H111ZM94 111H93V110ZM106 109V110H105ZM124 109V110H123ZM135 109V110H134ZM136 109L138 110V112L136 113ZM140 109V110H139ZM142 109V110H141ZM179 109V108H178ZM102 110H104V111H102ZM122 110V111H121ZM144 110V111H143ZM3 111V113H1ZM104 112V113H102V112ZM105 111H107V112H105ZM113 111L115 112V113H113ZM123 111H125L124 112V114H123ZM37 112V113H36ZM39 112V113H38ZM92 112H94V113H92ZM101 112V113H100ZM122 112V113H121ZM143 112H147V113H144V116H145V119L146 120H144V122H143V120L142 119H144V116L142 117V115H143ZM35 113V114H34ZM92 113V114H91ZM97 113V114H96ZM99 113V114H98ZM105 113H107V114H105ZM111 113V114H110ZM122 115H121V114ZM175 113V112H174ZM194 113V112H193ZM192 113V114H193ZM201 113V112H200ZM199 113V114H200ZM204 112H202V114H200L201 115V117H205L206 116V114H205V116H203L204 114H203ZM31 114V115H30ZM46 114V115H45ZM91 114V115H90ZM105 116H103V115ZM137 114V115H136ZM139 114L141 115V120H139L138 121V119H139ZM146 114L148 115V117H150V119L146 116ZM176 114L177 115H179V110H177V112H176ZM34 115V116H33ZM39 115V116H38ZM45 117H44V116ZM95 115V116H94ZM99 115H101V116H99ZM124 115V116H123ZM127 115H128V117H127ZM137 117H136V116ZM4 116V117H3ZM81 116V117H80ZM86 116V117H85ZM89 116V117H88ZM174 116H175V114H174ZM174 116L172 117V118H174ZM190 116H193V115H190ZM197 116V117H196ZM37 119H36V118ZM39 117H40V121H39ZM96 117V118H95ZM99 117V118H98ZM177 116H175V118H176ZM180 116H178V118H179ZM211 117V116H210ZM209 117V115H208V118H210ZM45 118V119H44ZM80 118V119H79ZM81 118H83L82 119V121H81ZM101 118V119H100ZM138 118V119H137ZM193 118V120H198L199 119V121H200V119L201 118H199V116H198V114L196 115L195 113H194V116L192 117ZM197 118V119H196ZM215 118L217 119V116H215ZM214 117L213 118H211L212 119V121L210 122V123H214L215 122V119ZM5 119V120H4ZM65 120V121H63V120ZM72 119V120H71ZM86 119V120H85ZM112 119V120H111ZM130 119V120H129ZM137 119V120H136ZM148 119H149V122H148ZM177 119V118H176ZM213 119H215L214 120V122H213ZM44 120V121H43ZM183 120H185V118H183ZM35 121V122H34ZM46 121V122H45ZM56 121V122H55ZM74 121V122H73ZM90 121V122H89ZM141 121V122H140ZM9 122H11V124L9 123ZM13 122V123H12ZM29 122H31V123H29ZM39 122H41V123H39ZM44 122V123H43ZM58 122V123H57ZM65 122V123H64ZM71 122V123H70ZM76 122H78V123H76ZM142 122H143V124L145 123L146 125H143L142 124ZM184 122V121H183ZM216 122H217V120H216ZM7 125H6V124ZM47 123V124H46ZM49 123V124H48ZM63 123V124H62ZM107 123V124H106ZM113 123V124H112ZM30 126H29V125ZM58 124V125H57ZM82 124V125H81ZM92 124V125H91ZM149 124V125H150ZM11 127H10V126ZM39 125V126H38ZM45 125V126H44ZM48 125H50V126H48ZM62 125V126H61ZM65 125H67V126H65ZM70 125V126H69ZM4 126V127H3ZM7 126V127H6ZM32 126V127H31ZM79 126H81V127H79ZM110 126V127H109ZM33 127H36V128H33ZM38 127V128H37ZM43 127H44V129H43ZM50 127V128H49ZM63 127V128H62ZM73 127V128H72ZM84 127V128H83ZM111 128V130H113V131H110L109 130V128ZM74 128H75V130H74ZM115 128V129H114ZM146 128V129H145ZM63 129V130H62ZM72 131H71V130ZM83 129V130H82ZM143 129V130H142ZM33 130H34V133H33ZM39 130V131H38ZM46 130V131H45ZM62 130V131H61ZM66 130V131H65ZM70 130V131H69ZM110 132H109V131ZM0 131V133H2ZM27 131V132H28ZM42 131V132H41ZM52 131H54V132H52ZM86 131V132H85ZM108 131V132H107ZM117 131V132H116ZM119 131V132H118ZM33 134H32V133ZM58 133V134H56V133ZM165 132V134L168 136L170 133H169V131L167 132V130L166 131H164ZM65 133V134H64ZM71 133V134H70ZM81 133V134H80ZM110 133H112V134H110ZM146 133H148V131L146 132ZM78 136H77V135ZM83 134H84V136H83ZM108 136H107V135ZM142 134H144L143 136H146L147 137V140H145V138L146 137H143V139L141 140V137H142ZM36 135H35V138H36ZM50 135V134H49ZM81 135V136H80ZM179 135V134H178ZM71 136V137H70ZM139 136V137H138ZM188 136V135H187ZM186 136V138H185V140H184V142H182L181 140H183V137H185L184 135L182 136V139H181V137L179 136V140L182 142H180L179 141V143L177 142L176 143V141H174V139H172L171 140V138H170V140L171 141H173V142H175V146H178L177 144H179L180 146H178V147H174V144H172V145H170V146H172V147H170L168 144H170V143H173V142H170V140H169V138L167 139V143L166 142H164L163 144H162V146H164V149H166V148H169V152H170V154H172L174 151H176L175 153H173L172 154V157L173 158H171V156L170 155H166V157H165V155H162L161 154V157H159L160 158V160H159V163L160 162H164V163H161V165H160V168L162 169V171L161 172H159L158 173V171L157 172H155L153 175H147L146 176V178H144L143 179V176H142V178L140 177V178H138L137 179V181H144V180H148V181H151V180H154L155 182H161V180L164 178V176H165V173L167 174V176L168 175H170V176H172V175H174L175 173H177L176 171L180 168V169H182V168H186L187 167V165H189L188 163L190 162L189 160H191L192 159V157H195L194 159H199V160H196L197 161V164L198 165H200V164H202L203 162L204 163H206V161L209 159L210 160V158H212V157H210L211 155H214L213 156V158L215 159L216 157H218V158H220L219 156V153H217L216 152V155H215V153H213V151L214 150H210L209 148H208V150H207V152L206 151H204V153L206 152V153H208L210 156V158H208L207 156H208V154H204L205 155V157L207 158V160H205V158H204V160H203V157L204 156H202V159H201V152L203 151V150H201V152L200 151H193V150H190L191 148H189V146H186V149H185V145H187L188 143H189V145L190 144H192L193 142H188L187 144H183V143H185V142H187V141H190L189 139V137H187ZM63 139H62V138ZM80 137V138H79ZM59 138H61V139H59ZM72 138V139H71ZM76 138V139H75ZM83 138V139H82ZM189 138V139H188ZM32 139H34V138H29L28 140L27 139H25L24 141H26L27 140V144L29 145L30 144V146H27V149H33V147H32V145H35V141L32 143V141L31 140ZM73 139H74V141H73ZM187 139V140H186ZM35 140V139H34ZM169 140V141H168ZM56 141V142H55ZM61 141V142H60ZM83 141V142H82ZM60 142V143H59ZM82 142V143H81ZM58 143V144H57ZM98 145H97V144ZM181 143V144H180ZM80 144V145H79ZM196 144V145H195ZM74 145V146H73ZM183 145V146H182ZM194 145V148L196 147L197 148V143H193L192 145H190V147L191 146H193ZM144 146V147H143ZM147 146H148V148H147ZM30 147V148H29ZM179 147L181 148H184L185 149V154H181V152L182 153H184L183 151V149L181 148V150H183V151H181L180 149H179ZM175 148V149H174ZM177 148L180 150L179 152H178V150H177ZM188 148H189V150L190 151H192V152H190L189 150H188ZM193 148V147H192ZM111 149H112V151H111ZM137 149V150H136ZM200 150V149H199ZM210 150V151H209ZM103 151V152H102ZM138 151V152H137ZM144 151V152H143ZM189 151V152H188ZM212 151V152H211ZM70 152V153H69ZM178 152V153H177ZM188 152V153H187ZM197 152H200L199 153V156H198V153ZM72 153V154H71ZM105 153L107 154L106 156V159L104 158V159H102V157H103V154L105 155ZM212 153V154H211ZM102 154V155H101ZM178 154V155H177ZM179 154H181L180 156L182 157H180L179 156ZM189 154V155H188ZM193 154V156L191 157V155ZM218 154V155H217ZM66 155V156H65ZM99 155V156H98ZM184 155H187V157L189 156V158H187V157H184ZM203 155V154H202ZM67 156H69V159H67L68 157ZM75 156V157H74ZM82 156V157H81ZM216 156V157H215ZM73 159H72V158ZM110 157H111V155H110ZM130 157V156H129ZM133 157V156H132ZM177 157V158H176ZM0 158H1V154H0ZM164 158V159H163ZM167 158V159H166ZM176 158V159H175ZM185 158H187V159H185ZM80 159V160H79ZM82 159V160H81ZM85 159V160H84ZM162 159H163V161H162ZM169 159V160H168ZM189 159V160H188ZM214 159H212L213 161H214ZM84 160V161H83ZM101 160V161H100ZM184 161V162H182V161ZM188 160V161H187ZM193 160V159H192ZM191 160V161H192ZM212 160H210V161H212ZM235 160V159H234ZM138 160H136V162H137ZM167 161V162H166ZM186 161V162H185ZM193 161H195V160H193ZM195 161V162H196ZM97 162V163H96ZM208 162V161H207ZM234 163V165L237 167V168H242V166H243V164H245L244 163V161L242 160H236V161H233ZM87 163V164H86ZM106 163V164H105ZM138 163V165H140V167L139 168H141V171H142V169H143V166H144V163H142L140 160H139V162H137ZM181 163V164H180ZM191 163V162H190ZM203 163V166H204V168H205V164ZM68 164H69V166H68ZM90 164V165H89ZM186 164V165H185ZM195 164V163H194ZM259 164V163H258ZM258 164H256V165H258ZM95 165H97L96 166V168H95ZM175 165H176V167H175ZM185 165V166H184ZM91 166H93V167H91ZM183 166V167H182ZM253 166V168H258V166H254V165H252ZM69 167V168H68ZM262 167H264V166H262ZM2 167H0V170L2 171H0V175L1 176H3V177H5L6 179H8V180H14V179H12L13 178V171H12V174H11V172H5V171H3L4 169L2 168ZM91 168H94V169H91ZM102 168V169H103ZM236 168V169H237ZM67 170V171H66ZM94 170V171H93ZM68 171H69V173H68ZM201 171V172H200ZM205 171V170H204ZM203 170H194V172H195V174H197V176L198 177H200V179H205V178H203V176L205 177V175H206V173H203L204 172ZM3 172H4V174H3ZM93 175H91L90 173ZM197 172V173H196ZM200 174H199V173ZM240 172V171H239ZM158 173V174H157ZM169 173V174H168ZM89 174V175H88ZM205 174V175H204ZM91 175V176H90ZM142 175V174H141ZM201 175V176H200ZM208 175V174H207ZM11 176V177H10ZM89 176V177H88ZM162 176V177H161ZM2 177V178H3ZM5 178H3V179H5ZM76 178V179H75ZM95 178V177H94ZM152 178V179H151ZM245 178H247V177H245ZM245 178H243V179H240L239 181H242L241 183H242V185L244 184V183H246V185H249V187L250 188H248V186L246 187V186H241V184H235L234 183V185H236V186H234V190H233V195H236V194H238V192L240 193V194H243V195H245V196H247V197H249L247 194H252V193H257V191H261L262 189H258V188H256L257 186H256V184H254V181H251L252 179H249V178H247V181H246V179ZM261 178H262V180L259 182L260 184V186H262L263 184V182H264V180H263V178H264V175H261ZM5 179V180H6ZM164 180V179H163ZM86 181V182H85ZM95 181V180H94ZM199 181V180H198ZM201 181V180H200ZM209 181H210V178H209ZM85 182V183H84ZM175 183H173V184H171L170 186L172 187V189H173V191H171V192H176V191H178L180 188L181 189H183L184 188V185L183 184H181V182H179L178 180H175L174 181ZM253 182V183H252ZM94 183H96V182H94ZM141 182H138V184H140ZM240 183V182H239ZM137 184V185H138ZM159 184V183H158ZM180 184V185H179ZM253 184H254V186H253ZM175 185V186H174ZM182 185H183V187H182ZM190 185H192V184H190ZM201 185V184H200ZM237 185H239V187H237ZM252 185V186H251ZM94 186V187H93ZM193 186H195V185H193ZM97 187V188H96ZM176 187H178L177 189H176ZM180 187V188H179ZM91 188H92V190H91ZM94 188V189H93ZM187 188H189V185L187 186ZM242 188V189H241ZM175 189V190H174ZM254 189V190H253ZM91 190V191H90ZM222 190V189H221ZM240 190V191H239ZM210 191V190H209ZM220 191V190H219ZM238 191V192H237ZM94 192V193H93ZM187 192V191H186ZM214 192H215V195H213L212 196V194H214ZM222 193V192H221ZM231 192H228V191H226V192H224V194L225 195H228L229 196V194H230ZM93 194H95V195H93ZM203 195H199L196 199H197V201L199 200V201H202L204 204H206V201H208L207 203H211L212 202V200H213V202H215L216 201V198H218L219 197V199L220 198H222V195L220 196V192H218V191H213L212 193H209V192H207L206 191V193L204 192V193H202ZM258 194V193H257ZM216 195H218V196H216ZM183 196L184 195H179V197L181 198V199H183ZM228 196H227V198H228ZM135 197V196H134ZM185 197V196H184ZM230 197V196H229ZM136 198V197H135ZM202 199V200H201ZM135 200V199H134ZM206 200V201H205ZM205 201V202H204ZM160 201H154V206L153 207H155L154 208V210H161V211H163V209L165 208H168V206L165 204V203H163V202H160ZM213 202L211 203V204H213ZM163 203V204H162ZM211 204H210V206H211ZM166 205V206H165ZM247 206H249L248 204H247ZM172 207V206H171ZM180 219V218H179ZM185 219H186V217L184 218V217H182V220H180L179 222H178V225H175V226H177L178 228H179V226H182L183 225V220H184V223L186 224L187 222L185 221ZM219 220L220 219H216V221H215V219L213 220V221H210V220H206V221H203V222H201V223H199V224H196L197 226H196V228H195V230L199 233V231H201L204 227H205V225H207L206 227L207 228H210V227H214V226H216L217 225V222H218V224H219ZM244 221H245V223L247 224V225H249L250 226V228L252 229V230H255L256 232H259L260 231V227L258 226V225H255V223H251L250 221H249V218L247 217V216H245V219H243ZM184 224V225H185ZM188 224V223H187ZM223 224V223H222ZM224 225H226V224H224ZM205 227V228H206ZM193 231V230H189V231H193V232H196V231ZM204 232V231H203ZM191 233V232H190ZM263 247H264V244L262 245ZM248 248H250L249 246H247ZM225 248H226V250L227 249H230L231 247L229 246V245H227V246H225ZM209 249H211V247H209ZM243 249L245 250V248L243 247ZM118 250H120V251H118ZM199 251H202L201 249H198ZM206 250V249H205ZM116 251H117V256H116V258H114L113 259V261L112 262H114L115 261V263H113V264H135V260H132L133 258H132V254L130 253L131 252V250L129 249V248H126V249H124V248H117L116 249ZM140 251V250H139ZM122 252V253H121ZM120 253V254H119ZM120 255V256H119ZM123 255V256H122ZM164 259V260H163ZM165 259H168V260H171L169 257L167 258V257H162V258H160V262H162V261H164V262H162L163 264H178V262L177 261H167V260H165ZM210 260H213V259H210ZM123 262V263H122ZM173 262V263H172ZM182 263V262H181ZM180 263V264H181ZM184 264V263H183ZM185 264H187V263H185ZM190 264H191V262H190ZM194 264V263H193Z\"/></svg>", "mask_w": 264, "mask_h": 264}]
</instances>
